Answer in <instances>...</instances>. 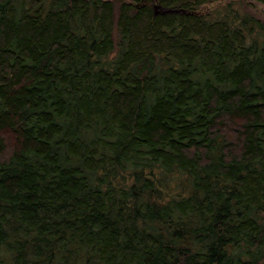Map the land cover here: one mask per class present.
<instances>
[{
    "label": "trees",
    "instance_id": "obj_1",
    "mask_svg": "<svg viewBox=\"0 0 264 264\" xmlns=\"http://www.w3.org/2000/svg\"><path fill=\"white\" fill-rule=\"evenodd\" d=\"M220 1L0 0V264H264V20Z\"/></svg>",
    "mask_w": 264,
    "mask_h": 264
},
{
    "label": "rangeland",
    "instance_id": "obj_2",
    "mask_svg": "<svg viewBox=\"0 0 264 264\" xmlns=\"http://www.w3.org/2000/svg\"><path fill=\"white\" fill-rule=\"evenodd\" d=\"M229 3H234V6L241 9L242 11L249 12L264 20V4L255 0H221L220 2L208 5L204 8V10L208 11L216 7L220 8Z\"/></svg>",
    "mask_w": 264,
    "mask_h": 264
},
{
    "label": "water",
    "instance_id": "obj_3",
    "mask_svg": "<svg viewBox=\"0 0 264 264\" xmlns=\"http://www.w3.org/2000/svg\"><path fill=\"white\" fill-rule=\"evenodd\" d=\"M155 9H156V11H155L156 14H158V13L165 14V13L178 12L179 11L178 9L166 8L162 5H155Z\"/></svg>",
    "mask_w": 264,
    "mask_h": 264
}]
</instances>
